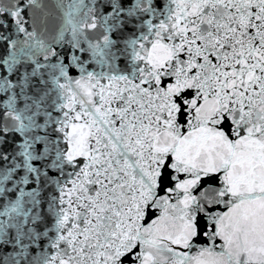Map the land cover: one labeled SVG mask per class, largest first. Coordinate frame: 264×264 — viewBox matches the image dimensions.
Returning a JSON list of instances; mask_svg holds the SVG:
<instances>
[{"label": "snow or ice", "instance_id": "obj_1", "mask_svg": "<svg viewBox=\"0 0 264 264\" xmlns=\"http://www.w3.org/2000/svg\"><path fill=\"white\" fill-rule=\"evenodd\" d=\"M0 264H264V0H0Z\"/></svg>", "mask_w": 264, "mask_h": 264}]
</instances>
